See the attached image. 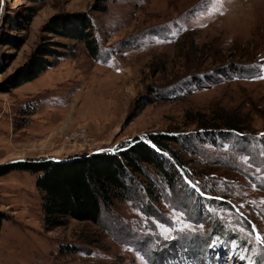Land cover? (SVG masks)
I'll list each match as a JSON object with an SVG mask.
<instances>
[{
	"label": "rangeland",
	"instance_id": "1",
	"mask_svg": "<svg viewBox=\"0 0 264 264\" xmlns=\"http://www.w3.org/2000/svg\"><path fill=\"white\" fill-rule=\"evenodd\" d=\"M63 18L90 21L96 56L45 28ZM50 42L66 55L19 80ZM152 132L180 139L181 177L149 167L97 222L48 229L37 173L0 174V264H264V0H0V164Z\"/></svg>",
	"mask_w": 264,
	"mask_h": 264
},
{
	"label": "trees",
	"instance_id": "2",
	"mask_svg": "<svg viewBox=\"0 0 264 264\" xmlns=\"http://www.w3.org/2000/svg\"><path fill=\"white\" fill-rule=\"evenodd\" d=\"M27 19L30 21L31 16L28 15ZM90 27L91 23L87 18L52 19L45 24V28L53 33L84 41L91 55L96 56L95 40L89 37ZM51 45L54 43H43L38 46L37 52L34 51L29 62L25 63L24 77L19 80L37 76L45 68L53 66L57 58L66 55V52ZM49 56L54 59H48ZM143 107L144 104L137 106L128 121L136 117ZM219 122L226 128L240 129L234 116L221 118ZM162 134L166 136H158L152 132L144 139L127 140L116 149L75 153L59 158L44 156L1 163L0 174L13 168L37 173L36 184L43 194L41 204L43 222L48 229L64 224L67 217L97 222L103 210L110 209L116 201L131 198L135 190L142 188L140 181L137 180L138 173L148 171L149 167H152L169 185L175 180V176L177 178L181 174L180 170L175 171L168 166L169 160L164 158L163 154L164 151H169L175 155V162L179 164L176 160L178 159L176 151L167 145V142L171 139L180 142V139H176V134Z\"/></svg>",
	"mask_w": 264,
	"mask_h": 264
},
{
	"label": "built area",
	"instance_id": "3",
	"mask_svg": "<svg viewBox=\"0 0 264 264\" xmlns=\"http://www.w3.org/2000/svg\"><path fill=\"white\" fill-rule=\"evenodd\" d=\"M66 138L68 139V140H74V139H81V140H89V138L86 136V133H85V131L83 130V129H78V130H75L74 132H72V133H69L67 136H66ZM94 150H97L96 148H94ZM93 150V151H94ZM90 151H91V149H90ZM89 151V152H90Z\"/></svg>",
	"mask_w": 264,
	"mask_h": 264
},
{
	"label": "water",
	"instance_id": "4",
	"mask_svg": "<svg viewBox=\"0 0 264 264\" xmlns=\"http://www.w3.org/2000/svg\"><path fill=\"white\" fill-rule=\"evenodd\" d=\"M96 151H103V150H94L93 152H96ZM14 161H17V160H14ZM14 161H13V162H14ZM13 162H10V163H13Z\"/></svg>",
	"mask_w": 264,
	"mask_h": 264
}]
</instances>
